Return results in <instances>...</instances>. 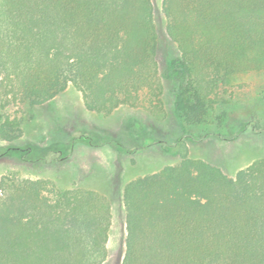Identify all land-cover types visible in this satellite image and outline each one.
I'll use <instances>...</instances> for the list:
<instances>
[{
	"label": "trees",
	"instance_id": "16d2710c",
	"mask_svg": "<svg viewBox=\"0 0 264 264\" xmlns=\"http://www.w3.org/2000/svg\"><path fill=\"white\" fill-rule=\"evenodd\" d=\"M162 12L185 123L202 122L233 75L264 73V0H162ZM155 29L152 0H0V89L37 106L71 85L108 115L160 82ZM21 135L2 114L0 140ZM176 146L178 163L123 188L121 264H264V158L228 176ZM111 208L93 189L13 183L0 199V264H105Z\"/></svg>",
	"mask_w": 264,
	"mask_h": 264
},
{
	"label": "rangeland",
	"instance_id": "374dc122",
	"mask_svg": "<svg viewBox=\"0 0 264 264\" xmlns=\"http://www.w3.org/2000/svg\"><path fill=\"white\" fill-rule=\"evenodd\" d=\"M152 3L160 82L155 81L151 91L140 90L104 115L87 109L81 92L71 85L37 106L17 104L0 89V116L18 118L22 129L15 141L0 140V199L13 183L37 179L61 190L104 194L112 207L105 264H121L123 257L124 186L178 163L180 138L190 157L228 176L264 158V73L233 75L208 95L206 118L185 123L176 105L183 78L180 69L169 65L179 50L166 33L162 0ZM183 96L190 100L189 92Z\"/></svg>",
	"mask_w": 264,
	"mask_h": 264
}]
</instances>
